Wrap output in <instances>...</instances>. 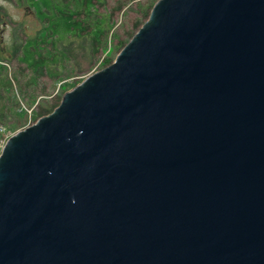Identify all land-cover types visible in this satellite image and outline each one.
<instances>
[{
  "label": "water",
  "instance_id": "obj_1",
  "mask_svg": "<svg viewBox=\"0 0 264 264\" xmlns=\"http://www.w3.org/2000/svg\"><path fill=\"white\" fill-rule=\"evenodd\" d=\"M131 35L1 145L0 264H264V0Z\"/></svg>",
  "mask_w": 264,
  "mask_h": 264
},
{
  "label": "trees",
  "instance_id": "obj_2",
  "mask_svg": "<svg viewBox=\"0 0 264 264\" xmlns=\"http://www.w3.org/2000/svg\"><path fill=\"white\" fill-rule=\"evenodd\" d=\"M5 1L15 2L28 12L34 14L39 21V28L33 34H28L22 26V22L16 24L9 38L10 43L3 47L0 40V51L6 56L2 60L8 64L12 59L18 62L20 71L18 75L11 76L6 71V66L0 65V132L11 113L13 107H20L16 93H14L13 82L20 85L19 75L26 76L27 72L32 74L31 78L24 77L20 92H26L27 87L34 92L33 83L37 77L48 75L58 81L60 72L65 69L64 62L70 61L82 69V60L90 63L101 52L106 45L107 37L112 32L118 12L122 10L129 1L115 0L112 6L108 0H0V29L6 23ZM156 0H152L148 7L136 9L140 13L133 22L134 32L137 31L143 20L148 18L151 7ZM141 5L138 1L137 6ZM126 10L123 11L125 13ZM128 33V39L132 36ZM118 39V48L126 44V40L120 39L115 32L111 34ZM1 36V32H0ZM93 59V60H92ZM73 60V61H72ZM107 65L111 62H108ZM44 92V91H43ZM42 95L46 93L39 92ZM38 93V94H39ZM27 97V95L25 94ZM46 102V101H45ZM59 97H54L48 103L39 102L35 113L46 115L58 105Z\"/></svg>",
  "mask_w": 264,
  "mask_h": 264
},
{
  "label": "rangeland",
  "instance_id": "obj_3",
  "mask_svg": "<svg viewBox=\"0 0 264 264\" xmlns=\"http://www.w3.org/2000/svg\"><path fill=\"white\" fill-rule=\"evenodd\" d=\"M138 1H140L141 5L137 6ZM151 1L152 0L129 1L127 5L122 8L120 13L118 12L114 28L108 35L106 45L101 48V52L99 53V55L95 57L94 60L92 59L93 61H91L90 63L88 62V59L82 60V69H80L76 64H74L73 66V64H71L70 62L71 60H66L64 62L65 69L60 72L59 78L61 79L56 82L55 79L50 78L48 75L37 77L36 83H33L34 90L35 92H37L35 96L31 95L34 93L32 91V87H27L24 95L22 92H20V85H22V82L25 81L24 77L31 78L32 74L30 72H27L26 76L19 75L18 79L21 80L20 85L14 80L13 91L14 93H16L18 99L17 104L20 107H13L11 109V113L7 118L6 123L3 125V130H1L0 132V147L7 141V139L11 137V135L15 131L21 130L24 128V126L28 124L30 125L37 120V117L39 115L35 113V110L39 102L42 101L43 103H48V101L57 96L59 97V99H61L64 90L71 89L75 86L76 83L82 81L89 73L101 69V67L107 64L105 62L106 59H109L108 62L113 61L114 57L119 51L117 43L119 38L112 36L111 34L115 32L119 35L120 39H128V33L134 32L133 21L137 17H139V15H141L140 13L136 12V9L140 6L141 8L146 9ZM114 2L115 0H108L110 6H112ZM3 5L6 8V23L5 25H2L3 28L0 29V40L3 47H5L7 43H10L9 38L11 37V33L14 30V27H16V24L22 22V26H24V29L28 34H33L35 29L41 26L39 25V21L35 18L33 13L28 12L27 9L20 5L17 6L15 2L5 1L3 2ZM124 10H126L125 13H123ZM3 53H1L0 51V54H2L1 56L5 57L6 55ZM1 56L0 65L4 64L3 66H6V71H9V74L11 76L18 75L20 71L18 62L12 59L7 64L6 61L2 60L3 58H1ZM39 92L46 94L42 95ZM25 94L27 95V97L25 96Z\"/></svg>",
  "mask_w": 264,
  "mask_h": 264
}]
</instances>
